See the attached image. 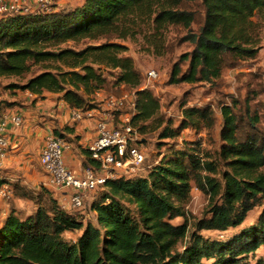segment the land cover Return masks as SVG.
I'll return each instance as SVG.
<instances>
[{"label":"trees","instance_id":"16d2710c","mask_svg":"<svg viewBox=\"0 0 264 264\" xmlns=\"http://www.w3.org/2000/svg\"><path fill=\"white\" fill-rule=\"evenodd\" d=\"M199 4L196 9L185 0H82L67 8L4 13L0 77H24L34 64L43 63L41 71L18 86L35 94L55 92L70 109L86 111L99 104L97 90L113 88L105 68L118 69L114 82L123 87L109 92L133 91L132 124L139 133L153 122L157 128L162 124L158 97L147 87L139 88L141 74L132 58L122 54L126 46L110 38L132 37L147 21L157 30L168 24L185 27L181 39L192 47L172 63L169 83L210 82L223 68L256 56L264 0ZM99 38L105 40L80 48L61 46ZM51 62L58 64L54 71L49 70ZM249 102L246 98L220 104L216 150L205 149L198 139H182L179 148L171 147L151 165H143L145 173L106 178L92 190L96 195L89 204L91 216L62 207L46 185L34 190L13 182L14 193L35 205L26 214L12 208L3 217L0 264H248L249 254L264 251V101L262 112ZM182 106L179 125H164L160 137H178L184 128L201 123L213 125L210 106ZM63 128L55 127L52 133L66 140ZM81 152L83 166L94 163L87 147ZM5 176L4 170L0 181ZM192 185L207 195L208 202L202 216L190 223L185 206ZM254 205L261 207L255 221L230 236L219 239L200 233L240 225ZM175 217L182 221L173 223ZM68 233L74 237L66 238ZM254 264H264V258H256Z\"/></svg>","mask_w":264,"mask_h":264},{"label":"rangeland","instance_id":"374dc122","mask_svg":"<svg viewBox=\"0 0 264 264\" xmlns=\"http://www.w3.org/2000/svg\"><path fill=\"white\" fill-rule=\"evenodd\" d=\"M81 2L82 0H50L48 6L49 9H52L53 7L67 8L78 5ZM199 2L200 0H185V5L199 9ZM24 5L28 7L29 10H41L37 0H25ZM2 14L4 13H0V16ZM254 19H257V16H254ZM192 28L195 29L196 25L193 24ZM186 31V28L179 24H168L157 30L151 21H147L140 23L137 32L132 37H127L123 40L116 37L110 38L111 41H118L126 46V50H124L122 54L132 58L134 66L141 74V84L146 81V71L150 69L156 71V77L147 83V88L150 89L159 99L160 110L158 117L159 119H162V124L155 128L153 125L155 123L153 122L148 128L139 133L142 138V141H139L140 147L146 153L144 166L151 165L155 159H158L161 155L168 152L169 148H179L182 139H198L201 141L202 146L205 149H208L209 151L216 150L219 145L218 129L221 121L219 106L222 102L230 103L232 99H237L242 103L248 98L251 108H256L259 112H262L261 103L264 101V21H258V51L254 58L240 60L234 66L223 68L220 77L210 82L169 83L167 79L172 63L178 58L180 53L189 51L192 47V44L189 41L181 39ZM104 40L105 38H99L97 40L84 39L77 42L67 41L64 44H61V46L80 48L86 44H97ZM43 65L45 64H34L24 77H0L1 111L4 112L7 109L9 111H16L14 114L20 116L21 124L23 123V113L27 111H32L37 116L49 117L47 110L48 104L50 101L58 102L59 100V94L55 92L43 90L41 94H35L29 90H23L18 86L24 83V81L31 75L41 71ZM48 65L51 66L49 70L54 71L52 67L58 64L51 62V64ZM117 73L118 69L105 68V75L109 84L112 85L113 88L107 89L106 92L103 91L104 95L114 94L109 91L115 89L120 90L123 87L122 84H115L114 82V75ZM182 105L210 106L214 114L213 125L211 127H206L201 123L196 128H184L181 130L178 137H160L159 134L164 125H169L171 128H176L179 125ZM30 136L34 137L35 133L33 135L30 134ZM63 136L69 139V136L65 134H63ZM42 148L43 145L39 154ZM37 155V151L31 153L30 156L33 161H35ZM2 163L3 166H6L5 161ZM34 167H38V165H35ZM83 167L84 166L82 165V169ZM143 168L138 172H142V174L145 173ZM4 170V167H0V177ZM22 178L24 179L26 177L20 176V178H11V176H9L2 180L12 183H10L12 193L7 198L0 197V223L3 217L12 208L19 210L21 214H26L30 212L35 205L32 199L23 198L14 193L12 187L13 182L22 183ZM2 181H0V183ZM29 183L30 182L23 185L34 190L39 189L41 185L45 186L41 181L37 184V188L31 186L32 184ZM95 195V191H88L85 193L84 205L77 209H82L84 213L91 216V213L89 212V204L92 199H94ZM207 202V195L196 186L192 185L191 196L185 206L187 211L186 215L190 223L194 219L202 216ZM130 207L133 213H135L133 206L130 205ZM260 209V205H254L240 225L230 227L224 231L201 230L200 233L209 238H226L237 232L240 228L253 223ZM181 221V217H175L172 219L173 223H179ZM65 236L66 238H73L74 234L68 233ZM258 257L264 258V251L261 248L256 250L253 254L248 255V264H254L255 259Z\"/></svg>","mask_w":264,"mask_h":264},{"label":"built area","instance_id":"2783aa9c","mask_svg":"<svg viewBox=\"0 0 264 264\" xmlns=\"http://www.w3.org/2000/svg\"><path fill=\"white\" fill-rule=\"evenodd\" d=\"M43 10H49L50 0H37ZM25 0H0V13L30 11L24 5ZM156 77V71H146V81L139 88L147 87V83ZM99 104L86 111L71 109V119L86 117L95 119V136L86 146L94 163L84 166L80 173L74 172L64 163V150L68 143L63 137L53 133L44 136L43 148L39 154V164L46 174L44 184L57 192L67 195L68 202L60 201L62 207L80 208L84 202V194L94 190L106 178H114L120 174L134 173L141 170L146 158L140 147L142 138L132 124L136 110L133 91L120 95H104L102 90L94 93ZM6 117L14 125H19L18 114ZM7 140L0 132V157H4ZM12 193L10 183L0 186V197H9Z\"/></svg>","mask_w":264,"mask_h":264},{"label":"crops","instance_id":"0c3cea01","mask_svg":"<svg viewBox=\"0 0 264 264\" xmlns=\"http://www.w3.org/2000/svg\"><path fill=\"white\" fill-rule=\"evenodd\" d=\"M28 93V92H27ZM49 117L37 116L32 111L24 112L23 123L14 125L6 117L0 118V132L7 140V148L4 157H0V167L5 168L6 176L11 178H22L23 184H32L31 186L37 188L38 183H44L46 174L39 164V151L43 145L44 136L47 133H52L55 127L63 128L65 135L69 136L66 139L68 148L64 150V162L67 167L76 173L82 170L81 159L83 153L81 149L86 147L95 136V119L86 117L79 120L71 119V109L67 104L59 99L58 102H52L47 106ZM16 111L0 112L1 116L14 114ZM35 133L34 137H31ZM37 151L35 161L30 156L32 152ZM6 166H3L4 162ZM38 165V167H34ZM21 174V175H20ZM49 188V187H48ZM50 189L52 196L57 200L68 202L67 195L62 192H57ZM69 209L70 207H66ZM75 208H71L74 210Z\"/></svg>","mask_w":264,"mask_h":264}]
</instances>
